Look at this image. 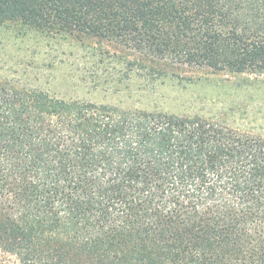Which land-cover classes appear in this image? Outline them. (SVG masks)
<instances>
[{
  "label": "trees",
  "instance_id": "trees-1",
  "mask_svg": "<svg viewBox=\"0 0 264 264\" xmlns=\"http://www.w3.org/2000/svg\"><path fill=\"white\" fill-rule=\"evenodd\" d=\"M6 23L264 74V0H0ZM0 264H264V137L0 84Z\"/></svg>",
  "mask_w": 264,
  "mask_h": 264
},
{
  "label": "rangeland",
  "instance_id": "rangeland-1",
  "mask_svg": "<svg viewBox=\"0 0 264 264\" xmlns=\"http://www.w3.org/2000/svg\"><path fill=\"white\" fill-rule=\"evenodd\" d=\"M96 40L52 38L18 24L0 25V84L39 89L65 101L124 110L211 118L264 137V74L156 64L127 66ZM118 54V53H117Z\"/></svg>",
  "mask_w": 264,
  "mask_h": 264
}]
</instances>
